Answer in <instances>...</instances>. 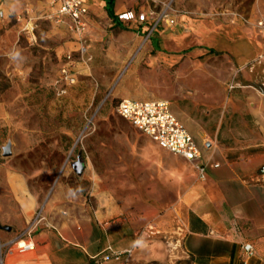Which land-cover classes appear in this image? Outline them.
Masks as SVG:
<instances>
[{"label":"rangeland","instance_id":"obj_1","mask_svg":"<svg viewBox=\"0 0 264 264\" xmlns=\"http://www.w3.org/2000/svg\"><path fill=\"white\" fill-rule=\"evenodd\" d=\"M124 3L135 12L165 10L186 29L160 24L147 36V24L141 32V26L118 27L100 10L81 57L76 38L43 15L45 0H0V228L20 236L42 212L39 228L57 201L113 243L128 230L135 239L148 234L161 254L152 264H188L180 246L182 197L202 180L192 163L159 148L115 107L121 97L164 99L210 145L259 141L264 37L252 38L256 50L240 65L218 46L220 36L213 46L184 44L180 51H159L153 40L160 47L186 34L191 23L218 22L227 11L262 17L264 0ZM26 23L32 33L23 30ZM219 29L222 36L232 27ZM65 66L71 84L62 77ZM8 143L11 153L4 157ZM77 158L84 164L80 175L71 167ZM14 249L19 252L16 243Z\"/></svg>","mask_w":264,"mask_h":264},{"label":"crops","instance_id":"obj_2","mask_svg":"<svg viewBox=\"0 0 264 264\" xmlns=\"http://www.w3.org/2000/svg\"><path fill=\"white\" fill-rule=\"evenodd\" d=\"M86 1L89 7L85 16L86 40L90 21L100 10L104 11L113 25L128 27L123 22H114L108 16L104 0ZM44 9V14L49 11L46 0ZM128 10L133 9L124 0H114L115 16ZM246 17L255 21L260 16L248 14ZM221 19L218 22L213 19L211 24L204 21L191 23L186 34L168 40L160 47L153 40V45L159 51L166 47L180 51L184 44L191 43L210 47L213 46L215 38L220 36L218 46L234 55L240 65L256 50L252 38L264 37V32L259 33L254 27L240 22L231 25L227 16H222ZM179 22L184 23L183 20ZM28 24L24 28L31 30ZM222 24H227L232 29L221 36L219 28ZM58 27L73 36L65 25ZM143 29H146L145 25H141L140 32ZM154 32H159L158 27ZM235 32L241 34L239 39H235ZM190 49L192 48L187 50ZM122 98L139 101L164 100L131 97L120 99ZM170 108L179 119L171 105ZM183 125L185 126L184 123ZM187 130L190 132L188 128ZM192 130L198 133L197 138L190 132L200 148V161L211 158L219 166L207 167L205 178L193 184L182 197V253L188 258V264H241L243 260L245 264H264V135L250 145L230 146L218 140L210 145L201 138L199 131ZM56 203L54 201L52 204V215L30 236H17L11 231L3 232L0 228V255L3 256V264H87L91 257L105 255L108 245L115 250L132 248V258L128 264H152L155 258L161 256L156 252L157 244L149 239L148 234H140L135 239V235L133 237L128 230L113 243L110 234L109 237L103 235L90 222L80 223L77 219H72L67 209L60 208ZM23 240L30 241L33 248L17 252L14 244ZM244 243H250L254 248V254L249 258L244 255ZM21 245L20 242L19 246ZM4 248L6 252L3 253ZM101 263L116 264L111 258Z\"/></svg>","mask_w":264,"mask_h":264},{"label":"built area","instance_id":"obj_3","mask_svg":"<svg viewBox=\"0 0 264 264\" xmlns=\"http://www.w3.org/2000/svg\"><path fill=\"white\" fill-rule=\"evenodd\" d=\"M46 2L49 11L44 14L45 18L56 25H65L68 28L76 38L79 53L83 57L87 52L85 16L88 13V2L86 0H46ZM222 14L228 16L231 25L240 22L246 26L254 27L259 33L264 32V17L252 21L249 17L236 11H227ZM117 19L130 28L137 27L138 29V26L147 24L149 26L147 36L160 24H165L168 27L181 26L186 29L185 25H179L176 16H170L165 10L158 12L150 8L146 11L137 12L128 10L119 13ZM23 30L28 34L30 31L32 33V29L24 28ZM28 39L31 40L32 37L28 36ZM61 74L66 83H73L74 78L69 67H62ZM63 92L62 90L61 93ZM115 111L119 117L130 123L159 147L192 163L200 179L205 178L207 167L216 168L219 166L217 163L212 162L211 158L200 161V148L191 133L171 111L170 104L167 101H139L122 98L117 102ZM43 219L41 212H39L36 220L30 223L29 227L20 236H30ZM24 243L22 247H19V251L25 252L33 248L30 241H24ZM242 249L246 258L254 254V248L250 243H244ZM109 258L113 259L116 264H128L132 258V248L115 250L108 245L105 255L101 257L93 256L87 264H102V261H107ZM0 264H3L2 255H0ZM241 264H245V261L243 260Z\"/></svg>","mask_w":264,"mask_h":264},{"label":"water","instance_id":"obj_4","mask_svg":"<svg viewBox=\"0 0 264 264\" xmlns=\"http://www.w3.org/2000/svg\"><path fill=\"white\" fill-rule=\"evenodd\" d=\"M11 153V148H10V144H6L3 149H2V155L4 157L6 156H9ZM71 167L72 169L74 170V172L77 174V175H80L83 171V168H84V164L82 162V160L80 158H77L76 161L72 162L71 163Z\"/></svg>","mask_w":264,"mask_h":264},{"label":"trees","instance_id":"obj_5","mask_svg":"<svg viewBox=\"0 0 264 264\" xmlns=\"http://www.w3.org/2000/svg\"><path fill=\"white\" fill-rule=\"evenodd\" d=\"M106 2L105 10L107 11L108 16L116 23H118L117 16L113 12V2L114 0H104Z\"/></svg>","mask_w":264,"mask_h":264},{"label":"bare ground","instance_id":"obj_6","mask_svg":"<svg viewBox=\"0 0 264 264\" xmlns=\"http://www.w3.org/2000/svg\"><path fill=\"white\" fill-rule=\"evenodd\" d=\"M20 242L22 243L21 246H19ZM24 244H25L24 241H19V242L17 243V246H18V247H22Z\"/></svg>","mask_w":264,"mask_h":264}]
</instances>
